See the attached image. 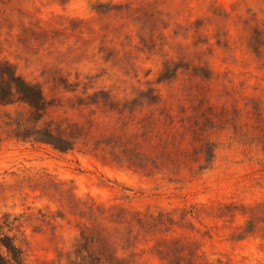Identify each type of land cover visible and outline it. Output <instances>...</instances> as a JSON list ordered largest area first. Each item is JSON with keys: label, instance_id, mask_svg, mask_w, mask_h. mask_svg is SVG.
Returning a JSON list of instances; mask_svg holds the SVG:
<instances>
[{"label": "rangeland", "instance_id": "rangeland-1", "mask_svg": "<svg viewBox=\"0 0 264 264\" xmlns=\"http://www.w3.org/2000/svg\"><path fill=\"white\" fill-rule=\"evenodd\" d=\"M0 256L264 264V0H0Z\"/></svg>", "mask_w": 264, "mask_h": 264}, {"label": "trees", "instance_id": "trees-1", "mask_svg": "<svg viewBox=\"0 0 264 264\" xmlns=\"http://www.w3.org/2000/svg\"><path fill=\"white\" fill-rule=\"evenodd\" d=\"M17 80V78H16ZM23 86L20 87V90L22 91ZM41 96V95H40ZM0 264H7V262L0 256Z\"/></svg>", "mask_w": 264, "mask_h": 264}]
</instances>
